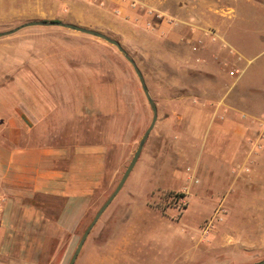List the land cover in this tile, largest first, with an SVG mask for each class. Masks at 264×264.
I'll return each mask as SVG.
<instances>
[{"label":"rangeland","instance_id":"obj_1","mask_svg":"<svg viewBox=\"0 0 264 264\" xmlns=\"http://www.w3.org/2000/svg\"><path fill=\"white\" fill-rule=\"evenodd\" d=\"M68 1L81 11L103 12L99 19L110 28L107 34L135 58L158 106L157 122L138 162L92 228L75 264H250L264 259V0H0V31L31 20H58L70 9ZM116 28H125L124 34L116 33ZM15 34L19 32L0 38ZM82 34L114 50L115 54L104 52L106 64L112 63L110 59L118 63L115 81L122 93L117 97L118 111L101 116L99 122L110 161L117 168L115 180L94 193L90 211L73 237L46 240L33 258L0 253V264H69L151 124L153 111L132 64L110 42ZM41 43L25 45L48 55H88L76 42ZM193 45L227 74L225 81L217 82L220 88L213 86V73L184 64L190 50L196 49ZM222 45L233 61L215 57L212 46ZM100 51L103 48L90 46V53ZM83 67L92 70L95 65ZM202 85L210 95L218 89L227 91L228 98L240 92L243 96L234 101L238 105L246 99L237 115L251 124V132L235 163L213 154L218 150L214 142L211 152L204 148L202 123L227 118L225 113L207 111L215 96L202 105L196 97L179 98ZM233 152L225 150L228 155ZM216 161L223 165L222 174ZM167 221L176 224L172 227ZM179 228L181 234L175 233Z\"/></svg>","mask_w":264,"mask_h":264},{"label":"crops","instance_id":"obj_2","mask_svg":"<svg viewBox=\"0 0 264 264\" xmlns=\"http://www.w3.org/2000/svg\"><path fill=\"white\" fill-rule=\"evenodd\" d=\"M67 3L70 9L60 13L58 20L107 34L110 28L99 19L101 10L95 15L78 10L73 1ZM131 31L137 32L133 28ZM16 32L19 34L12 38H0V191L6 196L0 253L33 258L43 250L46 240L73 237L90 211L94 193L115 180L117 168L110 161L99 122L101 116L117 114V97L122 93L115 81L120 74L118 63L110 59L112 63L108 65L103 59L104 52L115 54L106 44L61 25H28L13 33ZM115 32L124 34L125 28H116ZM194 37L198 38L196 34ZM54 39L62 45L78 43L82 52L88 50L87 57H77L74 52L48 55L33 52L25 45L31 41L39 46ZM90 46L103 51L92 54ZM193 46L196 49L190 50L184 64L213 73V86L218 87L217 82L225 81L227 74L202 48ZM213 48L216 58L226 56L233 61L225 46ZM146 49L153 51L150 46ZM168 54L172 55L170 51ZM85 63L95 65L94 69L84 68ZM138 63L141 66L139 60ZM205 87L179 98L184 101L196 97L202 105L206 98L215 96L207 111L225 113L227 118L202 123L204 148L211 152L214 142L218 150L213 154L235 163V156H242L246 149L251 132V124L237 115L246 99L240 106L234 102L235 96L242 95L240 92L228 98L225 90L218 89L210 95ZM226 149L234 150L233 155L225 154ZM216 162L215 168L222 174L223 165ZM212 187H207L208 191ZM167 222L172 227L176 224ZM181 228L175 233L181 234Z\"/></svg>","mask_w":264,"mask_h":264},{"label":"water","instance_id":"obj_3","mask_svg":"<svg viewBox=\"0 0 264 264\" xmlns=\"http://www.w3.org/2000/svg\"><path fill=\"white\" fill-rule=\"evenodd\" d=\"M28 25H61V26H66V27H69V28H72V29H75V30H78V31H81V32H84V33H88V34H91V35H94V36H97V37H100L108 42H110L111 44L115 45L119 51L121 52V54L132 64L136 74L138 75L139 77V80L141 82V85H142V88L145 92V95L148 99V102L152 108V111H153V118H152V121H151V124L150 126L148 127V129L145 131V133L143 134L140 142H139V145L137 147V150L132 158V160L130 161L129 165L127 166L125 172L123 173L118 185L116 186V188L114 189V191L111 193V195L108 197V199L104 202V204L101 206V208L98 210V212L96 213L95 217L93 218L92 222L89 224V226L87 227V229L85 230L78 246H77V249L75 251V253L73 254L72 258H71V261L69 264H75L77 258H78V255L80 254L84 244H85V241L87 239V237L89 236L92 228L95 226V224L97 223V221L99 220V218L101 217V215L105 212V210L108 208V206L110 205V203L114 200V198L118 195V193L121 191V189L123 188V186L125 185L127 179L129 178L131 172L133 171L136 163L138 162V159L140 158V155L143 151V148L145 146V143L152 131V129L154 128L156 122H157V119H158V106L156 104V101L154 100V98L152 97L150 91H149V88H148V85L146 83V80H145V77H144V74L143 72L141 71L140 67L138 66L135 58L130 54V52L122 45V43L104 33V32H101L99 30H95V29H92V28H88V27H84V26H80V25H77V24H73V23H69V22H64V21H61V20H31L29 22H26L24 24H21L13 29H10V30H7V31H2L0 32V37L1 36H5V35H8L10 33H13L17 30H19L20 28L24 27V26H28ZM250 264H264V259H261L259 261H256V262H253V263H250Z\"/></svg>","mask_w":264,"mask_h":264},{"label":"built area","instance_id":"obj_4","mask_svg":"<svg viewBox=\"0 0 264 264\" xmlns=\"http://www.w3.org/2000/svg\"><path fill=\"white\" fill-rule=\"evenodd\" d=\"M117 1L118 3H121L124 2L125 0H117ZM5 203H6V196L0 191V233L3 225V213H4ZM210 223L212 224V221Z\"/></svg>","mask_w":264,"mask_h":264}]
</instances>
